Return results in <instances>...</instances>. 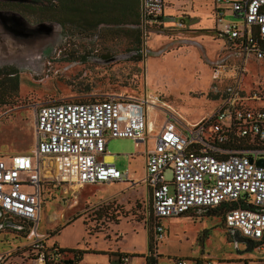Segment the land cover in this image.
Listing matches in <instances>:
<instances>
[{
    "label": "rangeland",
    "instance_id": "374dc122",
    "mask_svg": "<svg viewBox=\"0 0 264 264\" xmlns=\"http://www.w3.org/2000/svg\"><path fill=\"white\" fill-rule=\"evenodd\" d=\"M216 2L164 0L163 24L142 29L141 62L133 61L132 55L125 53L128 40L107 36L106 31L97 37H72L76 45H70L67 43L70 38L57 26L47 30L35 28L48 17L44 6L31 9L16 6L25 21L30 22L29 26L14 19L17 12L3 11L0 5V67L16 68L20 78L17 97L0 107V155L14 154L20 146L34 149L37 140L34 109L44 104L160 96L159 102L175 112L185 128L213 114L222 96L239 81L245 104L264 107V94L260 93L264 63L250 58L249 64H245L239 50L221 34ZM224 21L238 23L241 19L228 14ZM72 46L78 49L75 50L78 55L88 52L97 58H88L86 62L75 59L77 54L70 50ZM107 49L114 54L110 59L122 58L109 62L110 59L100 58ZM154 61L160 72H146ZM219 66L222 72L214 79L216 72L212 69ZM256 93L260 99L252 100ZM164 114L154 107L148 110V121L160 125ZM152 146L150 138L148 149ZM107 151L106 163L121 171L129 170L133 180H142L145 173L142 156L147 153L144 144L126 138L112 139ZM165 178L172 179L170 170ZM125 186L89 185V198L73 207L79 199L75 198L79 188L52 185L39 223L40 233L52 235L48 246L57 243L64 251L86 252L78 264H118L117 256L122 252L132 257V264H146L151 254L153 225L146 211L150 194L146 184L137 182L118 196L106 199ZM65 197L69 202H63ZM65 208L62 219L50 221L51 215ZM196 215L161 221L164 238L157 248L152 243V256L158 264H174L177 259H184L186 264H264V245L251 249L249 243L232 239L223 217ZM3 217L0 216V254L25 244L23 235L16 234L11 225H3L6 222ZM20 253L5 257L1 264H23ZM73 258L74 254L64 252L63 264H73Z\"/></svg>",
    "mask_w": 264,
    "mask_h": 264
},
{
    "label": "built area",
    "instance_id": "2783aa9c",
    "mask_svg": "<svg viewBox=\"0 0 264 264\" xmlns=\"http://www.w3.org/2000/svg\"><path fill=\"white\" fill-rule=\"evenodd\" d=\"M216 1L221 34L244 59L253 56L264 61V0ZM143 5L144 28L160 24L164 0H143ZM229 12L241 21L226 23ZM214 72L217 79L221 66ZM260 93L264 94V85ZM245 99L238 81L222 96L213 114L183 128L169 112L162 131L154 136L142 182L150 190L146 211L153 220L156 248L165 234L163 219L222 204H238L225 213L227 228L254 241L264 239V166L258 165L264 160V107H250ZM258 99L256 93L252 100ZM159 100L160 96L112 97L102 102H62L34 109L35 149L31 154L0 156L1 217L6 222L18 219L31 225L25 244L0 254V264L20 249L26 264L64 262L62 249L56 243L47 244L51 235L39 232L50 187L132 182L128 171L102 157L112 139L147 142L148 110L159 107ZM168 170L172 172L170 181L165 178ZM131 258L128 254L119 257L121 264H132ZM174 264L186 261L177 259Z\"/></svg>",
    "mask_w": 264,
    "mask_h": 264
},
{
    "label": "trees",
    "instance_id": "16d2710c",
    "mask_svg": "<svg viewBox=\"0 0 264 264\" xmlns=\"http://www.w3.org/2000/svg\"><path fill=\"white\" fill-rule=\"evenodd\" d=\"M13 2H19V4H32V7L44 6V8L48 11V17L43 20V23L57 26L60 31L65 32L67 37L70 38L67 42L70 45H76L75 41H72V37H97V35L100 36V34L102 35L103 31H106L107 36L112 35L118 39L123 38L128 40L125 53L132 55L131 59L133 61L141 62L143 60L142 29H144V25L141 0H59L57 2H55V0H27ZM21 16L25 17L22 14ZM75 48L72 46L70 49L73 51L74 55L77 54L75 59L86 62L88 61V58H97L95 55H90L88 52L78 55V53L75 51L78 49ZM113 55L114 54L111 53V49H107L106 53L99 57L110 59V57ZM19 86L20 78L18 71L12 67H0V107L9 105L17 97ZM106 100H109V98ZM77 103L90 102H84L81 100L77 101ZM237 206L238 204L234 203L222 204L215 208H196L187 211L180 216L196 217L197 213H201L205 216H220L223 217L224 223L225 213L229 209ZM6 223L12 226L11 228H13L16 234L23 235V239H25L31 226L30 224H25L18 219H11ZM3 225H5V223H3ZM225 228L227 227L225 226ZM227 229L230 231L229 236L232 239L249 243V247L251 249H256L264 245V239L260 241H254L242 236L238 231L229 228ZM58 231L59 229H57V231L54 233H57ZM152 240L153 237L151 231V254L146 258V264H157V259L152 256ZM55 245L58 246L57 243ZM18 252H21L19 255H23V250L20 249L16 253ZM64 252H70L74 254L73 264L80 263L83 256L86 254V252L75 249H70L68 251H64L62 249V253ZM122 255L123 253H120L117 256L118 264H121L119 257ZM20 258L23 260V256H20ZM61 264H63V262Z\"/></svg>",
    "mask_w": 264,
    "mask_h": 264
},
{
    "label": "crops",
    "instance_id": "0c3cea01",
    "mask_svg": "<svg viewBox=\"0 0 264 264\" xmlns=\"http://www.w3.org/2000/svg\"><path fill=\"white\" fill-rule=\"evenodd\" d=\"M227 15L229 14V15H232L230 12L229 13H226ZM163 22H164V20H161V22H160V24H163ZM242 57V56H241ZM243 58V57H242ZM250 58H253L254 60H256V61H259V62H262V63H264V61L262 60H258V59H256L255 57H253V56H248L247 58H243L244 59V61H245V64H247V62H248V64H249V62H250ZM158 64H157V62L156 61H154V63H153V66H151V67H149V69L147 68V70H146V72H160V69H158V66H157ZM247 66V65H246ZM213 71L212 72H214V69H212ZM220 104V103H219ZM159 107H156V106H152L153 108L155 107V108H158V109H160V110H162V111H164L165 112V116H164V119L162 120V123L160 124V125H158L159 123L157 122V121H153V122H151V121H148V141L147 142H139V145H145L146 147H147V153H146V156L144 157V156H142V158H143V160H144V165L146 164V158H147V155H148V152L149 151H151L153 148H154V141H155V138H154V136H156V135H158L161 131H162V128H163V126H164V124H165V122H166V120L168 119V114H169V112L170 113H173L175 116H176V118H177V120H178V116H177V114L175 113V112H173V111H171L170 109H168L166 106H164V104H162V103H160L159 102V105H158ZM149 108V110L150 109H153V108ZM206 116H203L199 121H201L203 118H205ZM147 120H148V114H147ZM199 121H197L196 123H198ZM178 122H179V120H178ZM196 123H192L191 125H193V124H196ZM179 124H180V122H179ZM181 125V124H180ZM35 133H36V124H35ZM150 138H153V146L150 148V149H148V144H149V140H150ZM37 139V138H36ZM111 141V140H110ZM109 141V142H110ZM109 142H108V144H109ZM36 143H37V140H36ZM36 143H35V147H36ZM107 144V145H108ZM35 147H34V149H35ZM33 148L32 149H30V146H27V147H17L16 149H15V153L14 154H10V155H0V156H3V157H7V156H12V155H19V154H31V152L34 150ZM31 151V152H30ZM28 152H30V153H28ZM107 153H108V151L106 152V154H104L103 155V160L105 161V156L107 155ZM130 157L133 159V155L131 154L130 155ZM125 171H128L129 172V174H130V171L129 170H125ZM146 173V172H145ZM145 173H144V176H143V178H142V180L144 179V177H145ZM130 177H131V179H132V182H117V183H123V184H125L126 186H125V188L124 189H122L120 192H117L116 194H114V195H112V196H110V197H108V198H106V199H109V198H112V197H116V196H118V194H121L124 190H126L127 188H129L130 187V185L131 184H136L137 182L138 183H140V182H142V180H133V176L132 175H130ZM117 183H114V184H117ZM103 185H105V184H103ZM108 185V184H107ZM110 185H112V184H110ZM67 186H70V187H78L79 188V190H78V192H77V194H75V198H79L77 201H75V203H74V205H73V207L75 206H77L78 205V202L81 200V201H85V199H88L89 198V191H88V188H87V186H89V184L88 185H84V186H75V185H65L64 187H67ZM90 186H91V184H90ZM63 187V186H62ZM146 187H147V185H146ZM147 189H148V193L150 194V190H149V188L147 187ZM65 194H66V192H65ZM150 198H151V196H150ZM69 200L70 199H68L67 197H65V198H63V202L65 203V202H69ZM72 208V207H71ZM65 213H66V208L63 210V211H61L60 213H58V214H53V215H51L50 216V221H54L55 219H62L64 216H65ZM0 216H1V213H0ZM22 245H18L17 246V248H19V247H21ZM17 248H15V249H17ZM14 249V250H15ZM10 251H13V250H10ZM10 251H8V252H10ZM101 251H103V250H101ZM123 254H127V253H125V252H122ZM129 255V254H128ZM19 257V256H18ZM112 257V256H111ZM110 258V257H109ZM118 258V257H117ZM111 262H112V259H109ZM115 262V261H114ZM158 264V263H157Z\"/></svg>",
    "mask_w": 264,
    "mask_h": 264
},
{
    "label": "water",
    "instance_id": "95a60500",
    "mask_svg": "<svg viewBox=\"0 0 264 264\" xmlns=\"http://www.w3.org/2000/svg\"><path fill=\"white\" fill-rule=\"evenodd\" d=\"M0 1H7V0H0ZM8 1H27V0H8ZM141 3H142V10L144 9V5H143V0H141ZM14 19H16V21H20V22H24V23H26L27 25H29L28 24V22L27 21H25V18L24 17H22L20 14H14ZM143 22H144V20H143ZM23 24V23H22ZM26 26V25H25ZM30 26V25H29ZM55 26H53V25H50V24H48V23H41V24H39L38 26H35V28L36 29H43V30H47V29H52V28H54ZM125 56H123V58H124ZM120 58H122V57H118V58H112V59H110V60H107V62H109V61H116L117 59H120ZM258 165H262V166H264V160H259L258 161Z\"/></svg>",
    "mask_w": 264,
    "mask_h": 264
},
{
    "label": "flooded vegetation",
    "instance_id": "af4514ba",
    "mask_svg": "<svg viewBox=\"0 0 264 264\" xmlns=\"http://www.w3.org/2000/svg\"><path fill=\"white\" fill-rule=\"evenodd\" d=\"M0 5H2L4 8H3V11H8V12H17L20 14V10L16 7L17 5L18 6H23V7H28V8H32V4L29 5V4H19V2H13V1H1L0 2ZM20 11H18V10ZM25 18V17H24ZM29 22V21H28ZM30 23V22H29ZM5 67H8V66H5ZM13 68V67H12ZM16 69V68H15Z\"/></svg>",
    "mask_w": 264,
    "mask_h": 264
}]
</instances>
